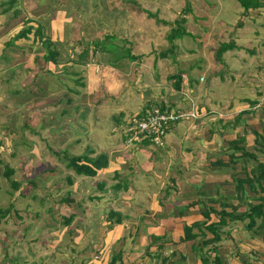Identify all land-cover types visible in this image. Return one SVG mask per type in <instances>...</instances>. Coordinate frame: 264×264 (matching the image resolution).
<instances>
[{
  "label": "rangeland",
  "instance_id": "rangeland-1",
  "mask_svg": "<svg viewBox=\"0 0 264 264\" xmlns=\"http://www.w3.org/2000/svg\"><path fill=\"white\" fill-rule=\"evenodd\" d=\"M2 1L0 0V2ZM15 4H20L19 9L22 14H12V11L1 13L0 9V32L4 29L6 22L9 31L19 28V23L24 22V20L36 22V25L37 22H41L45 27L44 30L49 28L45 33L51 39H58L62 47L60 52L62 62L59 61L54 65L65 68L67 64L65 58L67 57L69 58L67 59L69 61L68 67L75 72H79L82 68L80 64L72 61V59L77 58L76 54L80 50L84 51L86 59L84 61L89 63L85 67H99L95 63L99 62L114 69L113 66L107 64L109 54L97 51L95 57H92L91 52L94 43L103 39L104 35L110 32L105 25L107 27L111 26L114 20L116 23L119 22L120 29H116L112 33L115 37L114 43L118 47H129L131 52L140 58L137 62L122 60V66L119 61L117 62L120 69H116L122 73L119 78L124 81V86L129 87L121 98L124 99L122 100L123 104L130 106L128 110V112L131 111L130 114L137 113L144 106L139 108L142 100L138 96L139 92L135 93V91H141L146 86H150L149 81L153 74L156 78L155 86L160 90V87L167 82L174 83L173 79L167 78L168 76L183 72L181 78L187 79V77H190L194 84L199 83L203 86V89L196 90L194 88L193 93H191V97L194 95V103L200 104L206 86L210 87L216 83L222 84L224 83L222 80L226 79L228 83H231L234 79L238 81L240 77L242 78L240 71H243V69L250 70L251 74L246 83L239 84V87H248L250 90L248 93L240 95L254 97L253 100L259 98L261 101L257 100V103L260 104L250 109L252 113L249 112L239 121H233L232 112L237 110L232 105L228 111H223L224 108L221 107V104L224 103L223 96H226L225 92L228 88L225 85L226 87L223 90L219 88V91L216 90L214 95V101L218 102H215L214 105L223 112L219 111V115L205 118L208 124L204 123L198 128L194 126L201 119V114L197 115L195 110L192 111L195 116L191 119L178 121L177 123L184 122L185 126L178 124L177 129H171V134L184 132L188 124H190V127L193 125L189 122L191 121L194 122L191 131L195 133V136L203 138L204 134L210 132V127H212L213 130L216 128L214 131L217 132L215 134L216 139L213 142H203L202 147L199 146L200 141L197 144L195 140H184V142H187L186 146L189 145L192 147L191 149L189 146V148L182 146L178 149H172L171 157L168 158L171 161V172L167 170L168 165L166 162L163 163L164 165L160 163V167L164 168H162V178H154L156 185L147 190L148 194L145 196L143 190L139 188L140 186L135 191L132 208L136 211L132 212L131 218L138 220L133 223L138 227V233L132 231L130 233L132 236H130L128 230H126V234L124 233L122 238L121 235H118V231H115L113 225L126 224L128 222L127 218L124 219L123 217L122 222H118L113 215H108L109 210L107 207H104V205L99 207L93 201V195L90 200L86 199V192L91 194L93 190L89 189L88 185L82 188L84 182H86L82 180L83 176L81 174L77 175L72 168L66 167L64 164L66 156H72L73 153H79L80 155L87 153L83 150L86 143L91 142V144L99 146L105 144L104 140L99 141L98 138L91 137V135L97 136V133L100 134L99 132L96 135L92 134V129L91 135L89 133L84 135L85 130H89V124L85 122L88 110L82 107H80V110L73 108V113L77 114L75 118H78V120L70 122L72 126L71 134L74 136L83 135L84 140L75 144L78 147L66 148L65 151H71L66 155V152L62 151L65 143L61 140L60 142L54 140L50 135L51 132L55 133L56 129H60L61 117L58 113L64 107V104H60L55 114L48 113L51 119L55 120L54 126H52L53 130L50 126L44 127L42 125L43 129L39 126L40 123L33 119L34 117H31L33 110L26 102L34 95L18 92L17 94H20L19 98L11 97L7 102H4V107L0 105V206L5 208L13 204L10 214L0 223V264H107L115 254L116 249L114 248L119 242H124L121 247L122 258L124 260L130 258L128 264L134 262L141 264V258H135L133 262L131 260V256H133L131 247L134 246L132 238L138 234L135 243V246H137L138 241H145L143 243L145 244L150 238L152 239L153 236L149 237L151 233L164 230V226L160 224L161 215L156 211V214L151 213L153 206L155 208L159 207L158 202L164 204L166 197L172 200L179 193L187 202L192 201L195 190L191 186H193V182L204 177H207V181L211 180L206 183L205 190L212 194L214 193V186L219 185L217 187L220 192L227 195L232 202H237L233 199L231 175H240L239 165L218 167L214 164L211 167L208 161L212 160L211 164H213V158L216 156L227 159L225 151L227 141L231 140L229 138H234L237 133L246 134L249 135L251 142L253 135L250 131L255 129L259 132L264 126V99H261L264 97V78L262 77L263 80L261 81L259 75H257L260 69L264 71V29H259L258 24L250 19L255 18L254 21L261 20L258 18L264 15L263 10L254 11V9H250L246 14H243V8L237 0H15ZM187 4L191 8V12L184 13ZM14 9L18 8L14 7ZM144 10L155 13L159 19L165 20L167 23L162 24L157 22L155 17H148ZM182 16L187 19L184 28L190 35L175 39L173 45L175 47L169 52L166 49H169L171 45L167 40L170 25ZM261 22L264 23L263 20ZM5 35L7 38L9 33H5ZM1 38H5V36L2 34ZM227 42H234L236 46L234 49H237V51L233 50L231 55L236 54L234 56L239 65L231 64L229 57L226 58L225 56L224 59H221L217 56L219 46ZM163 52L166 53L164 57H161L160 53ZM30 53L36 56L40 54L41 58L43 51L40 53V51L35 52L32 49ZM91 57L94 60H91ZM229 65L232 66L234 71H229ZM240 65H243V67ZM116 69L114 70L116 71ZM47 75L44 74L43 78L40 75L37 76L35 83L47 82ZM201 76L204 78L203 81L199 82L198 79ZM215 76L216 81L211 82V78H215ZM49 80H53V78ZM58 80L60 82H54L51 87L53 95L51 98L53 100L63 99V94L66 93L65 87L69 86L65 76L61 75ZM73 86L82 91L79 84L73 82ZM150 87L155 92V88ZM3 88L7 90L5 94L1 91ZM163 90L165 89L163 88ZM0 91V96H3V99L7 98L8 86L5 87L4 84L0 83ZM58 92H60V96L56 98ZM229 95L232 99V94ZM74 97L77 98L75 103L80 106H82V102H85L83 100L84 94L75 95ZM96 105L97 103L94 104V106ZM191 106L197 109L194 104L187 108L190 109ZM71 107L72 105L68 107L69 111ZM28 110L30 112L27 116H24ZM67 116L70 117V120L74 119L69 113ZM105 117L108 118L109 114H106ZM99 118L101 119V117ZM48 119L46 118V120ZM81 120H83V123ZM123 120H126V118ZM24 123L28 124V128L25 127ZM61 128H63V125ZM202 131L204 134L200 133ZM116 135L111 136L115 138ZM9 136L18 138L14 140ZM68 141H70V138H68ZM252 146H248V149H252ZM155 147L156 145H154ZM72 151L75 152L72 153ZM178 158L179 163H174ZM127 160L126 158V162ZM174 164L175 166L172 168ZM178 166H180L179 172H177ZM7 169L12 170L9 178L4 175ZM66 174L71 175L70 183L65 179ZM216 180H221V183L217 184ZM12 181L18 183L17 188L11 186ZM183 185L185 186L182 187ZM198 186L195 185L194 188ZM66 192L75 200L65 201L63 198ZM146 198L147 201H143V205L142 200H146ZM108 201H111V199ZM126 207L125 203L121 204L122 214L126 212ZM142 209H146L147 212L144 213L143 211V217L140 214L137 216L135 213L139 210L142 211ZM74 210L78 212L76 213L77 218L67 227L63 218L68 217L70 212ZM93 213L95 215H92ZM176 213L175 211L174 214L176 215ZM187 213L189 223L199 215L195 209H189ZM133 224L130 227H133ZM161 233L159 236L162 238L157 240L166 239V236L163 238L166 233L164 231ZM170 233L172 234L169 236L172 237L169 240L168 247L164 249V255L171 256L173 260L177 258L180 251L182 253L189 252L190 242H180L179 239L177 240L175 231ZM232 236V242L226 241L219 247V253L227 264H244L242 259H247L250 264L264 263V242L259 237L252 234L251 231H246L241 226L237 227L236 224L233 225ZM157 242H150L153 247L149 252L152 255L155 254ZM141 248L142 253L147 250L144 246H141ZM174 249L176 251L171 254ZM190 252L191 255L192 253L196 254L198 249H192ZM208 252L211 251L208 249ZM194 261L197 262L196 264H202L197 256ZM148 263L154 264L155 260L151 259ZM159 263L157 259V264Z\"/></svg>",
  "mask_w": 264,
  "mask_h": 264
},
{
  "label": "crops",
  "instance_id": "crops-1",
  "mask_svg": "<svg viewBox=\"0 0 264 264\" xmlns=\"http://www.w3.org/2000/svg\"><path fill=\"white\" fill-rule=\"evenodd\" d=\"M14 7H17L18 9H14ZM19 7H20V4H15V0H3L2 2H0L1 13H7L8 11H12V14L13 13L22 14ZM255 10L264 11V7L254 9V11ZM250 19L252 20V22L258 24L259 29H262V30L264 29V23L261 22V20L264 21V15L259 16L258 19H261V20L254 21L255 18H250ZM11 26H12V23H11ZM28 26L32 27L31 31L27 33L25 37L17 38L16 35L19 33V31ZM105 27L109 28L108 30H110V32L106 33L104 36L106 35L113 36L112 34L113 31L116 29H120L119 22L116 23L115 20L114 22L111 23V26L107 27L105 25ZM37 28L41 30L40 33L35 32ZM44 28L45 27L41 22H37V25H36V22L24 20V22L22 21L21 23H19V28H17L14 31L13 30L9 31L8 23L6 22L4 24V29L0 32V83L4 84L5 87L8 86L9 92H8L7 98L5 99H3V96H0V105L3 106L4 102H7V100L10 99L11 97L19 98L20 94H17L18 92L19 93L23 92V94L25 93L26 95L27 94L30 95L31 93L34 96L30 98V100H26V102L29 103L28 106L32 107L31 110H33L31 112L32 113L31 117H34L33 119L37 120L40 123L39 126H41V128H43L42 125H44V127L50 126L52 128V126H54L55 120L51 119V116H49L48 113L55 114V112L57 111V108L60 107V104L62 105L64 104V107L61 108L58 113L60 114V117H61L60 118V121H61L60 129H56L55 133L53 132L50 133L51 137L54 140H57L59 142L61 140L63 143H65L64 146L62 147V151L63 150L65 151V149L66 148L68 149L69 147H78V145H75V144H77V142H80L81 140L82 141L84 140L83 135L74 136L71 134L72 126L70 125V122H74L78 120V118H75L77 114H75V112L73 113V108H77L78 110H80V107H82L88 110L85 122H88L89 130L86 129L84 132V135L88 133L90 135L91 133L96 135V133L99 132L100 134L97 133V136L91 135V137L98 138L99 141L104 140L105 144L104 145L102 144L101 146H99L97 144H91V142L86 143L83 147V150L87 151V153L85 152V154L83 153L80 155L79 153H73L75 151H72V153L74 154L72 156H84L88 158H95L96 156L100 154H105L107 156V163L104 167L97 169L96 174L93 176H87V175L81 174L83 176L82 180L86 181L84 182V185L82 186V188H85V186L88 185L89 189L94 191V192L92 191L91 194L89 192H86V199L90 200L93 195V201L96 204H98L99 207L100 205H104V207L108 208L109 212H114L112 215L114 216L115 220L120 219V221L122 222L123 217L124 219L127 218L128 222L126 224L121 223V224L113 225V228L115 229V231H118L119 233L118 235H121L122 238H123L124 233L126 234V230H128L129 234L132 231H135L136 233H138L137 232L138 227H136V225L133 224L135 221H138V220L137 219L133 220V218H131L133 215L132 212L136 211V209L132 208V200L134 198L135 191L140 186L139 188L143 190L146 196L148 194L147 190H149L150 187H153L156 185L155 184L156 181L154 180V178L156 177L162 178V168L163 167H160V163L163 164L164 162H166L168 165L167 170L171 172V161L168 158L171 157V151H173L172 149H178V147H182V146L189 148L190 146L189 145H188L189 147L186 146L187 142H184V140H187V141L195 140L197 144L200 141L201 143L199 144V146L201 147H202L203 142H207V143L213 142L214 139H216L215 134L217 132H214L216 128L215 130H213L214 128L210 127L211 129L210 132H207L205 134L203 131L200 132L201 134H204L203 138H201L199 136H195V133L191 131L193 128L192 126L194 125V122H191V121L189 122L193 123V125L190 127V124H188L184 132L182 133L176 132V134H171L170 133L171 129H174V128L177 129L178 124H182L183 126H185L184 122L177 123V124L174 123L168 130V134L166 136V144H164L163 146H156L154 148V145L153 147H151L152 144L148 142L147 143H144V142L128 143L126 141L125 136H123L122 132L120 131V126L124 121L123 119L131 115L130 114L131 111L128 112L130 106L122 103V100L124 99H122L121 97L125 92H127V88L129 87L124 86L123 85L124 81H122L119 78V76L122 75L121 71L119 70L120 71L119 72L117 71L118 68L116 69V67H113L114 69H116L115 71L111 67H107L101 63H96V65L99 67H89V66L85 67V65H89L88 62H85V63H78L81 65L82 68L80 69L79 72H75L71 68L68 67L69 61L67 59L69 58L67 57L65 58L66 63H67L65 65V68L60 67V66L56 67L54 65L55 63L59 61L62 62L61 57H60V54H61L60 52L62 51V47L60 46L61 44L58 41V39H55V38L51 39V37L45 33L47 30H49V28L45 30ZM5 33H9V36L7 38H6ZM2 34L5 36V38H1ZM115 36L117 37V35ZM46 39H49L50 43H52V46H48L46 43L44 44L45 42L44 40ZM102 40L103 39H101L99 42H101ZM130 45L132 46L131 41H130ZM51 48L52 49L55 48L59 52L58 56H56V62L54 63L51 61H46L44 59V56H46V52H48L49 49ZM32 49L35 52L40 51V53L41 51H43V53L41 54V58H40V54H38V56H36L35 54H31L30 52H32ZM233 50L237 51V49H232L228 51L226 54H222L221 59H224L225 56L226 58L229 57L230 63L234 65V64H238V60L234 56L236 54L231 55ZM103 53H107V52H103ZM131 54L135 55L133 52H131ZM72 61L74 60L72 59ZM258 61H261V60H258ZM240 66L243 67V65H240ZM42 69L44 70L43 72H42ZM229 71H234L232 70V66L230 65H229ZM180 73L181 75L183 74V72H180ZM240 73H242V78L240 77L238 81L234 79L233 81H231V83H228V80L226 79V80H222L224 82L222 84L216 83L212 85L210 84L211 85L210 87L206 86L204 89L205 91L202 93L200 104L194 103V100H193L194 95L191 97V93H193L194 88L196 90H198L199 88L203 89V86H201L199 83L194 84L193 80L190 77H187V79L183 77L181 79L179 89H175L173 83L170 84V82H167V83L165 82L166 84L162 85V87L165 90H163L162 87H160V90H158V87L155 86L156 78L153 74V76L151 77L149 81V85L155 88V92L152 91V88L150 86H146L141 91L139 90L138 91L134 90V91L135 93L139 92L138 96L142 100V103L139 106V108L143 105L144 106L145 105L147 106L156 105L155 101H158L159 104H162L161 106L163 107L166 106L168 108H175V109L185 108V107L186 109H188L187 108L188 106H190L191 104H194L195 107L197 108L196 110L198 111V114H201V117H200L201 119H199L200 121H198L197 123H195L196 125H194L198 128L202 126L204 123L208 124L205 118H208L210 116H216V114L219 115V111H222L221 109L216 108V106L214 105L216 102L214 101V95L216 94L215 91L216 90L219 91V88L223 90L224 87L228 86V88H226L227 92L224 91L226 96L225 95L223 96L224 103L221 104L222 105L221 107L224 108L223 111H228L229 107L231 108V105H232L234 109L237 110V111L232 112L233 121H239L240 118L242 119L243 116L248 115L249 112L252 113L250 109L251 108L253 109L254 107H256L257 104L258 105L260 104V103H257L258 101H261L259 100V98L257 99L258 100L257 101L256 99L253 100L254 97L252 98L250 96L240 95L242 93L243 94L248 93L250 90L248 87L247 88L239 87V84L241 85L243 83H246V81L250 77L251 72L250 70L246 71L243 69V71H240ZM44 74H48L47 75L48 81L41 82V83L40 82L35 83L37 76L40 75L43 78ZM100 74H103V75H100ZM61 75L66 77L67 84H69V86L65 87L66 93L63 94V99L53 100L51 98V96H53L51 93V87L54 85V82L56 81L60 82L58 79L61 78ZM257 75H259L258 77H260V80L262 81L264 78V71L260 69ZM254 77L256 76L254 75ZM50 78H53V80H49ZM167 78L169 79V76ZM203 78H204L203 76L199 77L198 81L199 82L203 81ZM213 81H216V76L215 78H211V82ZM73 82L75 84L76 83L79 84V87L80 86L82 87V91L81 89H76V87L73 86ZM173 82H174V79H173ZM252 85L254 86V84ZM244 89H245V92H244ZM1 91L4 92V94L7 92V90L4 88ZM236 93H238L237 94L238 96L235 95ZM79 94L80 95L84 94L83 100L85 102H82L83 103L82 106L75 103V99L77 98H75L74 96L79 95ZM229 94H232V99H230L231 96ZM59 96H60V92L56 94V98ZM203 97L207 102L205 100L203 101ZM68 99L71 101L69 102ZM234 99L236 100L234 101ZM261 99H264V97ZM94 101L95 103H97L96 105L97 107L94 106L95 104L93 103ZM243 104L245 105L243 106ZM70 105H72V107H71V110L69 111L68 107ZM29 112L30 110L25 112L24 116H27ZM68 113L70 116H73L74 119L70 120V117L67 116ZM106 114H109L108 118L105 117ZM99 117H101V119ZM46 118H49V119L46 120ZM90 118H91V121L89 122ZM84 119L85 117L83 118V120ZM83 120H81V122ZM24 124H25V127L28 128V124L27 123H24ZM62 125H63V128H61ZM233 125H234V122H233ZM91 129L93 130L92 132H91ZM117 132L119 133V135ZM114 134H117L115 138L111 136ZM238 134L240 133H237L236 136H234V138L231 137L229 139L231 140L235 139ZM9 137L14 140H17L16 138H18V137L15 138L14 136H9ZM68 138H70V141H68ZM246 138L248 142L247 146L252 145V141L250 142L249 140L250 139L249 135H246ZM191 148L192 147H190V149ZM65 152H66V155L68 153H71V151L69 152L65 151ZM201 154L203 153L201 152ZM72 156H68V157H72ZM126 158L128 159L127 162H126ZM215 158L217 159L218 156H216ZM215 158H213V164H211L212 160L208 161V164H210L211 167L215 163ZM260 159L264 161L263 156H260ZM66 163L67 161H65L64 163L65 166H66ZM174 163H179V158L176 162L174 161ZM182 165H184V163H182ZM174 166L175 164L172 166V168ZM179 171H180V166H178L177 168V172ZM111 173L113 174L111 175ZM77 175H80V174H77ZM67 178H69L70 180L72 179L70 174H66L65 179L67 180ZM152 180H153V183H152ZM210 181H207V177L199 178V181L193 182V186L191 187L196 192V188H194L195 185L198 186L203 183L206 184ZM216 183L220 184L221 180H216ZM184 186L185 185H183L182 187ZM216 186H219V185H216ZM66 195H68V192H66ZM72 195L74 196V194ZM69 197L73 198L71 196ZM73 199L75 200V198ZM110 199L111 201H108ZM143 201L146 202L147 198L146 200H142V204H143ZM124 203L127 207H126V212L122 214L120 206L121 204L123 205ZM187 203H188L187 200L181 197V194L179 193L172 200L166 197V202H164V204H160L158 202L159 204L158 208H155V206L152 207L153 210L151 213L156 214V212H158L161 215L160 224L164 226V230H161V232L164 231L166 233L165 235L166 238H169V240L172 237V236H169L172 234L170 233L171 231L176 232L175 235L177 236V240L180 238V236L183 235L182 226L184 223H187V224L189 223L187 221V216H188L187 210L195 209L197 214L199 213L198 215L199 217L197 216L193 221L199 220L202 218V214H201V212L203 211L202 206L195 204L193 206H190L188 209L183 208V206L186 205ZM168 209L169 211H167ZM174 210L177 212L176 215L174 214L175 212ZM181 210H183V212L180 214L179 211ZM143 211L144 213L147 212L146 209H142V211L139 210L135 214L137 216L138 214H140L141 217H143L142 216L144 215ZM109 212H108V215H109ZM70 213L75 214L74 219L77 218L76 213L78 212L76 210ZM164 213H165V216H164ZM92 215H95V213H93ZM216 218L217 217L215 215L211 216L212 220H216ZM132 224H133V227H130V225ZM161 232H154L151 234L160 235L162 234ZM130 236L132 235L130 234ZM137 238H138V234L133 236L132 238V243H134V246L131 247V252L133 254V256H131V260L133 262L135 258H139V259L141 258L140 259L141 264H149L148 262L151 261V259L154 260L152 258L153 255L150 254L149 252V250H152V247H153L152 244H150V239L148 242L146 241L145 244H143L145 241L143 242L138 241L137 243L138 245L135 246ZM169 240L166 243L167 247H168V244L170 243ZM123 245H124V242L118 243V245L114 248L116 249L115 254L119 253L121 256L122 262L128 264V261L130 258L127 260H124L122 258L121 247ZM141 246H144L147 248V250L144 251V253H142ZM173 251H176V250L174 249ZM190 251H191V247H190L189 252L182 253L180 251L178 256L180 254H183L186 256L190 264H196L197 262L194 261V259H196V256H195L196 254L192 253L191 255ZM247 261H248L247 259H242V262L244 264H250ZM132 264H139V263L134 262Z\"/></svg>",
  "mask_w": 264,
  "mask_h": 264
},
{
  "label": "trees",
  "instance_id": "trees-1",
  "mask_svg": "<svg viewBox=\"0 0 264 264\" xmlns=\"http://www.w3.org/2000/svg\"><path fill=\"white\" fill-rule=\"evenodd\" d=\"M237 1L243 8V14H246L250 9L264 7V0ZM144 11L148 17H155L157 22L162 24L167 23L165 20L159 19L155 13L147 10ZM189 12H191V8L187 4L184 13ZM186 21V17L182 16L178 20H175L174 24L170 25L171 27L170 32L167 35V40L171 43V45L169 49H166L167 51L171 52L173 50L175 47L173 46L175 39L190 35V33L184 28ZM31 29V26L21 29L16 37H25L27 33L31 31ZM35 32L40 33L41 30L37 28ZM114 39V36L106 35L101 42H95L94 48L91 52L92 57H95V53L97 51L101 53L107 52V54L110 55L107 64L118 69H120V66L117 63L118 61L122 66V60L126 59L129 62H137L140 60L139 56L131 54V49L129 47H118L116 43H114ZM44 41V44L46 43L48 46H52V43H50L49 39ZM234 47L236 46L233 42L222 43L217 50V56L220 58L221 54L228 50L234 49ZM165 53L166 52L160 53V56L164 57ZM58 54L59 52L55 48H51L48 52H46L44 59L54 63L56 62V56H58ZM76 56L77 58L74 59V61L77 63L86 62L84 61L86 59L83 50L77 52ZM92 57L91 60H94ZM169 79H174V87L175 89H179L182 79L181 73L170 75ZM68 101L70 102L71 100L68 99ZM155 103L156 105H162L159 104L158 101H155ZM250 133L253 135L252 149H248L246 134H238L235 139L227 141V149L225 151L227 153V159L218 157L214 163V166L218 167L228 165L233 167L237 164L240 165V175H231L233 182V199L237 202H232L231 199L227 197V195L220 192L216 185L214 186V193H209L208 190H205L206 184L203 183L196 188L195 196L192 201L183 206V208L188 209L190 206L197 204L203 208V211L201 212V219L195 220L188 224H183V235L180 236L178 240L180 242H190L189 247H191V250L198 249V253H196L195 256L200 259L202 264H227L219 253V247L226 241L232 242V231L233 225L235 224L237 227L241 226L246 231H251L252 234L259 237L264 242V161L260 159V156L264 157V126H262L261 132L252 129ZM144 143H147V141H144ZM254 149L256 151H252ZM65 158L67 161V167H71L77 174H84L87 176L95 175L96 170L104 167L107 163V156L105 154H100L95 158H88L84 156H66ZM11 174V169H7L4 172V175L7 178H9V175ZM67 181L70 183L69 178H67ZM11 186L13 188H17L18 183L12 181ZM63 199L67 202H70L73 198H70L68 194ZM12 205L13 204H10L5 208L0 206V223L10 214V211L13 208ZM179 212L181 214L183 210ZM113 213L114 212H109V215H112ZM212 215L217 217L216 220L211 219ZM74 217L75 214L70 213L68 217L63 218L67 227L73 223ZM117 221L119 222L120 219H117ZM150 237H152V239L150 238L151 243L159 241L157 242L155 254L152 256V258L155 260L154 264H157V259L160 262L159 264H190L186 256L183 254H180L176 259L173 260L171 256L164 255V249L167 247L166 243L169 240V238H164L165 235H163L164 239L162 240H157L162 238L157 234H150ZM208 249L211 252H208ZM174 252L175 251H172L171 254ZM107 264L126 263L122 262L120 254L117 253L111 257Z\"/></svg>",
  "mask_w": 264,
  "mask_h": 264
},
{
  "label": "built area",
  "instance_id": "built-area-1",
  "mask_svg": "<svg viewBox=\"0 0 264 264\" xmlns=\"http://www.w3.org/2000/svg\"><path fill=\"white\" fill-rule=\"evenodd\" d=\"M202 80V78H201ZM198 115L191 106L185 108H168L160 105H145L137 113L129 115L120 126V130L128 143L144 141L152 145L163 146L169 128L178 121L188 120Z\"/></svg>",
  "mask_w": 264,
  "mask_h": 264
}]
</instances>
